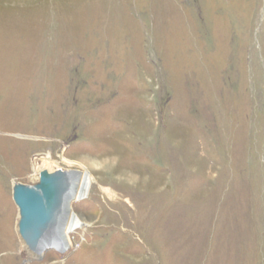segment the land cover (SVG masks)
<instances>
[{"label":"rangeland","instance_id":"obj_1","mask_svg":"<svg viewBox=\"0 0 264 264\" xmlns=\"http://www.w3.org/2000/svg\"><path fill=\"white\" fill-rule=\"evenodd\" d=\"M45 154L94 182L39 257ZM0 264H264V0H0Z\"/></svg>","mask_w":264,"mask_h":264},{"label":"water","instance_id":"obj_2","mask_svg":"<svg viewBox=\"0 0 264 264\" xmlns=\"http://www.w3.org/2000/svg\"><path fill=\"white\" fill-rule=\"evenodd\" d=\"M63 171H42L35 184L16 183L12 186V199L18 209L17 231L27 249L41 256L53 237L57 225V204L61 193L60 176Z\"/></svg>","mask_w":264,"mask_h":264},{"label":"bare ground","instance_id":"obj_3","mask_svg":"<svg viewBox=\"0 0 264 264\" xmlns=\"http://www.w3.org/2000/svg\"><path fill=\"white\" fill-rule=\"evenodd\" d=\"M41 160L43 162L40 165L38 174L42 171L53 173L60 170V166L52 165L49 154H45L44 159ZM60 180H62V184L60 186L61 193L59 194L57 204V225L54 229L53 237L46 246H48L47 248L52 246L59 249V251H65L68 248V234L73 233L76 229L82 228L84 225L79 215L73 211L72 202L80 201L87 197L94 179L86 171L82 173L71 171L70 174L64 177L61 174Z\"/></svg>","mask_w":264,"mask_h":264}]
</instances>
